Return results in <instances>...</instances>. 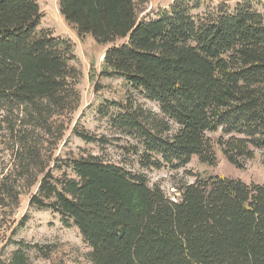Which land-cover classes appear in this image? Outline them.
Returning <instances> with one entry per match:
<instances>
[{"label": "trees", "instance_id": "obj_1", "mask_svg": "<svg viewBox=\"0 0 264 264\" xmlns=\"http://www.w3.org/2000/svg\"><path fill=\"white\" fill-rule=\"evenodd\" d=\"M139 1L57 0L80 38L123 41L104 55L101 77L122 78L159 105V114L132 100L110 103L118 113L99 110L133 141L121 149L144 170L184 169L194 157L213 167L217 149L245 168L264 149V13L254 0L205 14L194 13L203 0H174L144 20ZM43 18L36 0H0V133L12 140L0 213L28 193L30 208L79 229L92 264H264V186L199 177L173 201L101 155H55L69 131L101 148L109 141L73 126L81 107L75 46L39 29ZM12 241L20 249L9 264H27L24 249L37 247Z\"/></svg>", "mask_w": 264, "mask_h": 264}, {"label": "rangeland", "instance_id": "obj_2", "mask_svg": "<svg viewBox=\"0 0 264 264\" xmlns=\"http://www.w3.org/2000/svg\"><path fill=\"white\" fill-rule=\"evenodd\" d=\"M41 7L43 19L41 30L50 29L55 36L68 39L75 46L74 67L81 73L78 90L81 93L80 109L72 117V121L79 128L91 135L105 137L108 146L101 148L98 144H87L71 131L66 133V139L58 147L55 155L61 158H79L88 155H101L107 162L126 166L129 170L142 173L148 178L150 186L160 187L168 198L179 200L181 194L178 188L187 184H193L197 179L214 178L220 176L226 179L238 180L247 185L264 186V149L256 151L254 159L246 163L245 168L239 169L217 149L218 164L210 166L199 161L197 157L191 163L180 170L166 168L162 170H144L136 157L121 149L124 145L133 141L125 136H120L110 126L109 118L100 115L99 110L110 107L112 102L125 103L132 100L135 104H142L147 109L160 113L159 105L144 99L137 91L131 89L124 79L103 78L100 73L103 70L104 55L114 45L120 46L122 40L114 44H99L92 35L80 38L78 31L70 27L59 14L57 0H36ZM202 9L196 14H205L211 8L226 3L234 6L243 0H203ZM258 9L264 13V0H254ZM174 0H140V19L149 20L156 18L158 12L171 6ZM111 114L119 110L110 107ZM72 126V127H73ZM217 137V136H216ZM12 140L6 136V132L0 133V179L1 174L8 169L12 159L10 151ZM57 175H59L56 172ZM30 195H21L19 208L11 212L0 213V263L9 264L13 253L20 249L15 243L24 242L25 245L37 247L24 249L28 256L27 264H92L91 249L84 240L76 226L65 227L59 215L52 211H39L29 207ZM28 215L29 221L15 235L18 224L22 218Z\"/></svg>", "mask_w": 264, "mask_h": 264}]
</instances>
